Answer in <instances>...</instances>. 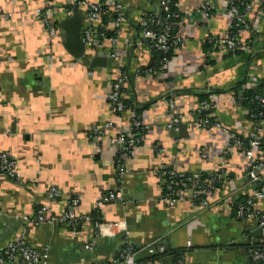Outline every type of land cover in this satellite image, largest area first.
<instances>
[{"label":"crops","instance_id":"crops-1","mask_svg":"<svg viewBox=\"0 0 264 264\" xmlns=\"http://www.w3.org/2000/svg\"><path fill=\"white\" fill-rule=\"evenodd\" d=\"M66 1L0 0V154L13 162L19 177L0 173V247L21 238L46 256L45 264H120L126 245L138 250V264H174L176 252L185 264H263L249 260L242 235L258 239L264 230L256 219H238L232 210L256 186L247 183L249 162L230 138L251 129L231 88L248 76L264 80V22L250 51L206 52L204 41L228 33L224 5L209 0L212 9L204 21L193 14L197 1L178 0L179 44L154 56L137 46L138 23L141 14L160 11L158 0H118L123 10L112 48L117 59L110 68L89 71L88 60L67 55L60 29L51 31L39 15L48 10L59 26ZM154 65L156 73L144 76ZM120 70L126 108L118 113L108 96ZM211 93L218 99L215 117L221 128L208 130L195 121L199 96ZM172 113L185 125L181 135L174 134L181 125L168 127ZM134 121L140 128H133ZM120 131L132 149L128 153L112 142ZM164 170L223 171L230 181L203 190L207 208L190 201L191 187L168 206L161 194ZM50 189L58 195L53 200ZM116 190L126 200L98 210L107 225L100 235L83 218ZM42 207L53 219L28 224ZM254 207L264 213V201ZM69 211L79 221L72 228L57 220ZM150 244L162 246L166 255L152 258L141 250Z\"/></svg>","mask_w":264,"mask_h":264},{"label":"built area","instance_id":"built-area-1","mask_svg":"<svg viewBox=\"0 0 264 264\" xmlns=\"http://www.w3.org/2000/svg\"><path fill=\"white\" fill-rule=\"evenodd\" d=\"M198 3L197 9L193 12L202 20H207V13L212 9V4L209 0H195ZM172 0H158L160 8L156 13H143L139 18V41L137 46L147 47L153 54L163 55L170 51V49L178 46L179 41L176 38L177 28L183 22V16L179 13L176 15L171 11ZM225 8V13L230 18V26L228 33L221 38H208L212 48L217 53H235L250 51V43L252 37L261 34L264 22V0H221ZM66 4L70 9L63 8L64 14L67 16L73 15L79 11L83 17V27L81 30V40L85 47V57L89 59L95 54H100L103 51L107 52L110 59H117L114 54V48L117 44V30L119 29L123 7L118 0H67ZM178 4H176L177 7ZM66 6V5H65ZM109 15H104L105 12ZM192 14V13H191ZM189 14V15H191ZM40 17L44 20L47 28L51 31H56L57 27L53 24L48 10L39 11ZM190 18V16H185ZM105 54V53H104ZM156 70L154 68L145 70L144 76H152ZM121 70L117 78L112 84V91L108 96V101L112 108L121 113L125 108L122 98V86L124 79ZM245 89H254L261 85L260 80L253 76H248L244 81ZM217 97L212 94L208 95L207 100L200 102L196 112L195 125L203 129L221 128V125L216 119ZM260 108L264 109V88L253 99ZM173 109V103L170 102L169 110ZM169 128L176 130L181 125L182 121L179 117L170 114ZM251 129L244 131L241 138L231 137L230 142L232 148L241 152L249 162V168L246 173L247 183L255 185L256 188L250 194L245 195V201L239 204L236 208V217L244 221L254 220L258 221V226L264 230V213L259 212L254 204L256 201H264V112H260L256 116L251 115ZM258 119L259 121L254 123ZM110 126V124H108ZM134 129L140 128V124L134 121L132 124ZM97 130H92L96 132ZM120 131L115 138L112 139L114 144L119 145L120 151L124 153L130 152L132 149L130 144L126 142V133L122 134ZM245 140V141H243ZM245 142V143H244ZM243 145H246L245 147ZM118 166L120 160L116 161ZM0 173L10 178H17L14 172V164L8 160L6 154H0ZM122 172H120V175ZM163 184L165 185L168 194L166 201L168 206H173L176 203L178 194H176L175 186L180 185L184 180L191 183L192 193L190 201L197 203L201 209L207 208L209 201L201 191L203 174L190 175L192 179H186L185 175H179L170 170L161 172ZM209 180H205L207 188H212V182H219L220 180L230 181L226 172L206 174ZM19 178V177H18ZM185 178V179H184ZM184 179V180H183ZM242 193H244L242 191ZM55 189H50L48 197L53 200L57 197ZM123 197L121 190H116L111 194L103 196L96 204L95 211L108 203H113L121 200ZM74 205V202H71ZM49 211L46 207L37 210L34 217L29 220L28 224L38 225L43 223L46 219L52 220L48 215ZM60 223H65L69 227H75L79 224L78 218L75 217L72 211L65 213L61 218L57 219ZM83 221H91L100 235L103 234V225L101 222L92 221V217H85ZM109 227V226H108ZM242 240L246 245L247 256L252 262H259L264 264V233L258 239L253 238L250 234H243ZM141 250H146L148 254L164 253L162 246L158 244H150ZM136 251L130 246L126 245L120 253V264H137L135 259ZM46 256L40 254L28 247L25 241L18 238L12 243H8L4 247H0V264L5 262H22L23 264H45ZM174 264H185L183 258L179 259Z\"/></svg>","mask_w":264,"mask_h":264},{"label":"trees","instance_id":"trees-1","mask_svg":"<svg viewBox=\"0 0 264 264\" xmlns=\"http://www.w3.org/2000/svg\"><path fill=\"white\" fill-rule=\"evenodd\" d=\"M176 4H178V0H172L171 2V11L173 13H175L176 15H179V11H178V8L176 7ZM65 9H70V6L68 5H64ZM151 14V13H149ZM104 15H109V13L106 11L104 13ZM54 25L57 27V29H59V26L58 23L56 25V23H54ZM253 38V37H252ZM204 50L206 52L210 51V49H212V45L211 43H209L208 39L206 41H204ZM237 52L233 53V54H236ZM155 56V54H154ZM157 66L154 65L153 68H156ZM261 82V85L259 87H256L254 89H245L243 90L242 88L244 87V81H240L239 83L235 84L232 88H231V95H232V99L234 101L235 104L239 105V107L245 112V117H246V120L248 122H252V119H251V115L253 116H256L257 114H259L260 112H264V109L263 108H260V106H258L256 103H254L253 99L256 95H258L262 89L264 88V80H260ZM212 94V93H211ZM219 94V93H217ZM208 95L209 94H205V95H201L199 96V102H203L205 100H207L208 98ZM129 108L133 107L131 105H129ZM259 120L256 119V121H254V123L258 122ZM253 123V122H252ZM234 137H237V138H241V135H235ZM245 141V140H243ZM245 143V142H244ZM244 147L246 145H243ZM216 173H220V171L216 172ZM186 179H192L190 175H185L184 176ZM184 178V179H185ZM228 178H230L228 176ZM164 178H162L163 180ZM183 179V180H184ZM165 180V179H164ZM205 180H209L208 177L206 175H203V178H202V184H201V191L207 189V183H204ZM222 183V180H220L219 182H212L211 185H212V188L216 189L220 184ZM191 186V183H187L185 180L184 182H182L180 185H177L175 186V191H176V194H179L180 191H183V189L185 187H190ZM161 194L162 196L166 197L167 194H168V191L166 190L165 188V185L163 184L162 187H161ZM178 198V197H177ZM245 196H240L239 199L236 200L235 204L233 205L232 207V210L234 211V215H236V208L239 204L243 203L245 201ZM92 217V221L95 222V221H98L100 222V216H99V212L97 211H94L91 215ZM246 247V245H245ZM134 251H138V250H134ZM166 255V253H161V254H154V255H150L152 258H162ZM181 252H176L175 254V257H174V263L177 262L179 259H181ZM138 264V263H137Z\"/></svg>","mask_w":264,"mask_h":264},{"label":"water","instance_id":"water-1","mask_svg":"<svg viewBox=\"0 0 264 264\" xmlns=\"http://www.w3.org/2000/svg\"><path fill=\"white\" fill-rule=\"evenodd\" d=\"M82 21V14L76 11L73 15L64 17L59 24V29L63 34V48L67 55L77 60L85 57V47L81 40ZM88 62L89 71L97 68L111 67V59L106 54H95L88 59ZM183 131H185V125H181L180 129L174 134L178 136ZM125 200V197H122L121 200L116 202L122 203ZM258 232L259 230L254 235H258Z\"/></svg>","mask_w":264,"mask_h":264},{"label":"rangeland","instance_id":"rangeland-1","mask_svg":"<svg viewBox=\"0 0 264 264\" xmlns=\"http://www.w3.org/2000/svg\"><path fill=\"white\" fill-rule=\"evenodd\" d=\"M65 5H67V4H65ZM63 9V8H62ZM53 24H54V22H53Z\"/></svg>","mask_w":264,"mask_h":264}]
</instances>
